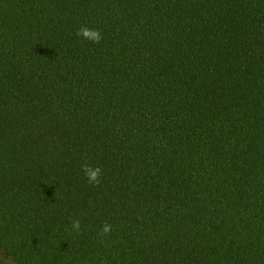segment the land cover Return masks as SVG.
<instances>
[{"label": "trees", "instance_id": "obj_1", "mask_svg": "<svg viewBox=\"0 0 264 264\" xmlns=\"http://www.w3.org/2000/svg\"><path fill=\"white\" fill-rule=\"evenodd\" d=\"M3 254L264 264V0H0Z\"/></svg>", "mask_w": 264, "mask_h": 264}, {"label": "clouds", "instance_id": "obj_2", "mask_svg": "<svg viewBox=\"0 0 264 264\" xmlns=\"http://www.w3.org/2000/svg\"><path fill=\"white\" fill-rule=\"evenodd\" d=\"M76 35L82 40L89 41L93 44H99L103 40V34L100 29L90 28L87 25H81L77 29ZM81 171L83 172L89 184L93 186H99V184L101 183V176L103 175V171L100 166L92 165L85 156L83 158V163L81 164ZM70 224L71 227L70 229H68L69 231L75 232L77 234L81 233L82 229L79 219H72L70 221ZM111 231L112 225L105 222L101 225L99 235L101 237H107L111 234ZM0 262H2V264H15L11 256H5L4 254L0 255Z\"/></svg>", "mask_w": 264, "mask_h": 264}, {"label": "rangeland", "instance_id": "obj_3", "mask_svg": "<svg viewBox=\"0 0 264 264\" xmlns=\"http://www.w3.org/2000/svg\"><path fill=\"white\" fill-rule=\"evenodd\" d=\"M0 264H2V262H0Z\"/></svg>", "mask_w": 264, "mask_h": 264}]
</instances>
